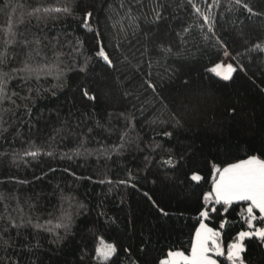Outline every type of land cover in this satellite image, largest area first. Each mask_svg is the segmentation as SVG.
<instances>
[{
  "label": "trees",
  "instance_id": "16d2710c",
  "mask_svg": "<svg viewBox=\"0 0 264 264\" xmlns=\"http://www.w3.org/2000/svg\"><path fill=\"white\" fill-rule=\"evenodd\" d=\"M242 2L254 14L235 0H192L199 15L188 0H0L8 66L22 67L28 53L31 63L53 65L51 75L23 87L10 82V90L32 97L14 98L15 115L0 105V231L9 217L24 223L18 236L17 229L3 234L0 264L9 257L19 264H159L169 250L190 252L212 165L264 159V51L256 48H264V0ZM129 9L133 26L124 19L114 27ZM84 11L93 13L94 31L82 27ZM99 40L114 67L95 57ZM217 63L233 65L231 79L209 71ZM85 89L96 99L85 98ZM85 149L92 155L76 154ZM169 156L175 167L164 163ZM193 170L204 177L199 186L186 179ZM233 207L223 230L219 218L206 221L225 247L248 230L246 205ZM62 222L67 229L55 228ZM103 242L117 249L107 262L96 252ZM244 243V264H264V244Z\"/></svg>",
  "mask_w": 264,
  "mask_h": 264
},
{
  "label": "snow or ice",
  "instance_id": "6c2138e0",
  "mask_svg": "<svg viewBox=\"0 0 264 264\" xmlns=\"http://www.w3.org/2000/svg\"><path fill=\"white\" fill-rule=\"evenodd\" d=\"M188 3L196 13L200 14V8H198L192 0H188ZM235 3L240 5L242 8L246 9L249 14H254L251 7L248 4L243 3L242 0H235ZM214 5L219 4V0H213ZM121 8L124 7L123 4L120 5ZM38 11V10H37ZM45 11H51L45 9ZM55 11H63L65 13L69 12L67 7L63 9H55ZM155 11V10H153ZM161 13H156V19L159 20ZM128 20L127 27H132L135 23V18L131 15V9L126 14L124 18L117 21L116 24L123 25V20ZM203 20L205 23L210 22V17L204 16ZM93 21V13L91 11H84L82 16V27L88 31H94L90 25ZM121 31L124 28L121 27ZM97 37L100 33L96 32ZM256 48L264 51L260 45H256ZM223 55L231 59L230 53L226 50ZM39 54V53H37ZM95 57L102 60L108 67H114L113 61L110 58V54L106 51V45L102 40L98 41V48L94 53ZM59 59V58H58ZM31 53H28V58L22 61V67L20 68H10L9 58L7 53H0V105L9 104L12 107L4 109V113L12 112L15 115V110L20 108V105L16 103L15 97H18L21 101H30L32 97L30 96H20V93L15 90H10V82L13 80H19L20 84L18 86L23 87L28 81L35 78L39 80L41 75H51L52 64H34L31 63ZM59 69V64L55 65ZM87 61L85 62V67L81 71L86 70ZM222 67L221 64L217 63L214 67L209 69L212 73L220 75L217 69ZM228 71L231 73L235 71L232 64L227 65ZM45 69H48L46 72ZM63 76V72L58 70L56 73V78L59 80ZM224 80L231 79L228 74L223 75ZM148 87L155 91V85L152 83L148 84ZM31 91V89H29ZM82 95L88 100H95L94 95H90L88 90L85 89ZM27 109V104L24 105ZM235 110H233L234 112ZM3 120L2 114H0V121ZM165 136H171V133H165ZM121 139H124L122 136ZM83 147V145H81ZM105 151H107L105 149ZM77 155H92L87 149L83 153L77 150ZM13 155H16L13 153ZM38 155L37 151H25L24 156L36 157ZM51 155V153H49ZM22 158V157H21ZM165 164L175 167L173 159L169 156L168 160L164 161ZM211 181L210 188L207 191H201L200 197L198 198L199 206L196 209L197 217L196 222L198 226L194 227V232L191 237V250L189 255H185L183 251H172L169 250L166 256L159 260V264H219V261L214 257H225L230 262V264H244L243 253L246 252V245L244 241L246 239H258L261 244H264V159L257 155H249L246 159H238L237 162H224L223 164H213L211 168ZM186 179L190 183L197 186L200 182L204 180V177L200 174L198 170L191 171V174H186ZM104 181H101L103 183ZM111 183V181H109ZM121 183H124L121 181ZM146 197L151 200L148 193H144ZM2 198V197H0ZM153 206L157 208L158 212L163 216H168L169 213L166 212L162 207L157 205L155 201H152ZM244 204L241 210V215L244 216V222L247 225V231H239L231 243L227 244L225 251V246L221 243V231L214 227H209L206 221H210L213 216L219 218V229L223 230L226 227L228 221L224 218L226 214L229 213L230 209L234 210V205ZM219 206V207H218ZM258 213V215H257ZM5 218L0 216V221ZM257 222L262 226L257 227ZM27 224H31V219L27 221ZM24 227V223L17 224L10 217L8 218V223L0 231V248H3L5 252L8 249V240L3 239V234L8 233L11 229H17V236L19 235V229ZM35 227H42L36 224ZM65 228L67 229L68 223L62 222L55 225V228ZM49 231L53 229L49 228ZM8 239H11L9 236ZM98 257H102L105 262H107L112 256L117 253V249L114 245H108L105 250L100 248L96 249ZM125 252L130 254L129 249H125ZM8 264H19L17 260H13L9 257Z\"/></svg>",
  "mask_w": 264,
  "mask_h": 264
},
{
  "label": "rangeland",
  "instance_id": "374dc122",
  "mask_svg": "<svg viewBox=\"0 0 264 264\" xmlns=\"http://www.w3.org/2000/svg\"><path fill=\"white\" fill-rule=\"evenodd\" d=\"M220 64L222 65V67H220V68L217 69V72L220 73V75H218V76L223 77V75H225V74H228V75L231 76L232 72L230 73V72L228 71L227 64H225V63H220ZM213 67H214V66H213ZM221 243L223 244L222 240H221ZM108 245H112V244H109V243H105V242H103V243H101V244L98 246V248H100V249L103 251V250H105V249L107 248ZM226 248H227V247H225V251H226ZM189 254H190V252H189V253H185V255H189ZM101 258H102V257H101ZM214 258L217 259V257H214Z\"/></svg>",
  "mask_w": 264,
  "mask_h": 264
}]
</instances>
